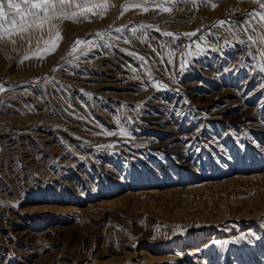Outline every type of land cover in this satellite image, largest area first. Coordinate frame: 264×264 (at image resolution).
Here are the masks:
<instances>
[{
  "label": "rangeland",
  "instance_id": "374dc122",
  "mask_svg": "<svg viewBox=\"0 0 264 264\" xmlns=\"http://www.w3.org/2000/svg\"><path fill=\"white\" fill-rule=\"evenodd\" d=\"M135 2L0 38V264H264V10Z\"/></svg>",
  "mask_w": 264,
  "mask_h": 264
},
{
  "label": "snow or ice",
  "instance_id": "6c2138e0",
  "mask_svg": "<svg viewBox=\"0 0 264 264\" xmlns=\"http://www.w3.org/2000/svg\"><path fill=\"white\" fill-rule=\"evenodd\" d=\"M180 2H188V0H180ZM191 2L195 5L197 0H191ZM199 2L213 8L216 6L214 3L209 5V0H199ZM253 2L258 4L259 9L264 10V0H253ZM156 6L163 12L170 11V8L165 6L164 0H160V3ZM129 7H143V10L147 11V7L136 3L135 0H125V3L121 5V13L127 11ZM108 8L107 0H0V38L33 28L43 29L53 19L87 20L89 19V13L98 14L102 18ZM69 9L74 10L69 11ZM94 9H100V11L97 13ZM248 15L258 17L264 23V11H253ZM220 23L222 24L223 21ZM51 28L55 29V37L45 42L46 47L44 49L37 48L33 55H37L42 51L51 53L59 46L58 42L62 39L59 26L51 25ZM164 34L172 35V33ZM185 35L194 36L196 33L191 32ZM260 42L264 43V36L260 37ZM83 43L85 41L77 40L72 50L75 51L76 46ZM261 55L264 56V52ZM141 59L143 58L141 57ZM260 70L264 71V65H261ZM160 87H165V85H160ZM107 134L112 135L113 133L109 132Z\"/></svg>",
  "mask_w": 264,
  "mask_h": 264
}]
</instances>
